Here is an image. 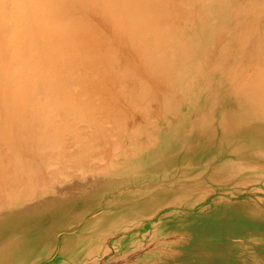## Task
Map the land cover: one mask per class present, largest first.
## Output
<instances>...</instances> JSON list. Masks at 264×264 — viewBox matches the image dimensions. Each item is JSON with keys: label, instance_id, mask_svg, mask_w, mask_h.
<instances>
[{"label": "bare ground", "instance_id": "1", "mask_svg": "<svg viewBox=\"0 0 264 264\" xmlns=\"http://www.w3.org/2000/svg\"><path fill=\"white\" fill-rule=\"evenodd\" d=\"M160 142L183 149L193 184L172 188L177 200L163 184L104 195L101 216L54 234L84 226L102 242L74 264H200L184 260L213 251L264 264V0H0V264L33 255L60 188ZM132 195L153 203L142 221L117 208ZM112 216L129 219L102 238Z\"/></svg>", "mask_w": 264, "mask_h": 264}, {"label": "rangeland", "instance_id": "2", "mask_svg": "<svg viewBox=\"0 0 264 264\" xmlns=\"http://www.w3.org/2000/svg\"><path fill=\"white\" fill-rule=\"evenodd\" d=\"M38 39L39 41L41 39L36 38L37 44L38 46H40L39 44H41V42L38 43ZM37 44L35 41L34 45ZM34 45L33 48L29 51L36 52L39 49L38 46L36 48ZM182 151V148L170 146L166 143L160 142L156 144L152 152L149 151L148 156H144L143 158H141L138 154H136L134 155V157L129 159L130 161H123L122 163L117 164L115 170H107L106 173L96 181H93L92 179H88L85 182L79 180L64 185L65 187L60 188L58 190V195L53 198L54 203L51 206L50 212H48V221L41 224L39 228L33 233V235L36 236V241H38L37 248L33 255L25 256L26 262L24 264H34L35 262L38 264H74L75 260L72 259L74 256L73 252L76 251L79 247L82 248L88 240H92L95 242V235L93 233L85 234L84 226L77 228L75 232H67V235L54 236L56 230L58 228H61L63 224L64 226H69L72 222L77 220L76 217H79L87 210L94 207L101 210L100 213L95 217L101 216L106 210V207L104 205L105 200L103 199V196L109 194L110 191L117 190L125 184L130 183L131 186H133L135 193L137 192V190H140L137 188L144 187L145 184H148L149 186L151 185L152 187H156V184L167 185L169 186L168 189H170L171 191H169L170 193H165V198L168 200L173 198H175L176 200L179 199L175 197L176 191L174 192L172 188H189V183L190 185L193 184L191 183L192 177L197 173V167L195 165H178V159L180 158ZM163 153L167 154L165 161L160 158V155H162ZM152 156H155L154 159H152L153 162H151V164L150 162L147 163L145 158H150ZM156 157L158 158L155 160ZM203 166L207 165L204 164ZM188 177H191V180L188 179ZM204 180L208 182V178ZM152 187H150L151 189L146 192H150L151 194L154 192V198L157 199L158 191H156V188ZM200 188L205 189V186L201 185ZM146 192H143V195L148 194ZM140 197L141 196L132 195V197L130 196L129 201L126 204L125 202L123 203L124 206L118 205L117 208L126 209L127 207L128 210L133 209V212L126 211V213L130 212V214L127 216L133 217L134 220H139L141 219L140 216L146 213L148 211V208H152L153 206V203L151 202L141 201ZM113 211L114 210H111V213ZM127 216L123 218L112 216L106 219L102 224V238L108 235L113 226L114 228H119L120 226L123 227V224L126 223L124 221H127L129 219ZM222 225L223 224H219L217 222L212 224V226H202V229H222ZM228 225L225 226H227L228 228L232 227L234 229H242V227L249 226L247 222ZM25 228L29 229L28 226H26ZM121 230L124 231L125 228H121ZM81 232V237L72 238V240L70 238H67L76 236ZM200 234L202 233L193 235L198 236ZM204 235L207 236V233H204ZM234 238L239 237L236 236ZM7 239L8 237L6 236L5 240ZM223 241L224 239L222 238H219V240H217L218 243H222ZM101 243L102 242L98 241L95 242V244L97 245H100ZM205 248L210 249V246L205 245ZM44 249L53 252L50 255H47V251L40 253ZM29 252L30 254L32 253V251ZM37 252H39L40 254H38ZM255 252L257 254H262L260 249H257ZM61 253L63 256L61 255ZM246 257L247 256L244 252L240 255H233L229 253L227 254V252L222 254L220 252L213 251L212 253H205L203 255H200L198 258H188L184 260V262H194L200 264H243L244 262H246ZM103 262L104 258L101 256L100 264H102Z\"/></svg>", "mask_w": 264, "mask_h": 264}]
</instances>
